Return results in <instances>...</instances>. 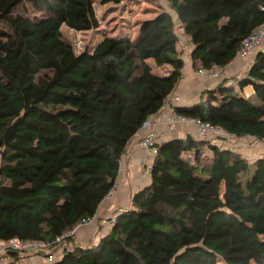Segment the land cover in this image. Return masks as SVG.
Segmentation results:
<instances>
[{
    "label": "trees",
    "instance_id": "trees-1",
    "mask_svg": "<svg viewBox=\"0 0 264 264\" xmlns=\"http://www.w3.org/2000/svg\"><path fill=\"white\" fill-rule=\"evenodd\" d=\"M151 1L159 11L135 37L104 34L78 53L62 27L99 32L96 0H0V243H44L47 258L58 237L96 217L129 143L175 92L187 58L196 71L225 68L264 24V0ZM226 83L177 111L228 138L264 141V50L239 89ZM247 85L254 92L244 97ZM150 178L109 233L51 264H178L187 252L202 264H264V156L188 132L160 144Z\"/></svg>",
    "mask_w": 264,
    "mask_h": 264
},
{
    "label": "crops",
    "instance_id": "crops-1",
    "mask_svg": "<svg viewBox=\"0 0 264 264\" xmlns=\"http://www.w3.org/2000/svg\"><path fill=\"white\" fill-rule=\"evenodd\" d=\"M145 19L148 18H142L140 22ZM182 39L183 41L185 40L183 37ZM261 50H264V46ZM187 59L183 79L180 81L175 90V93L181 95L182 97L181 104H191L192 102L198 100L205 90L215 88L224 80H227V85H231L239 89L238 80L244 75L242 69L245 61L241 59H234L227 67L224 68V78L221 81H214L206 80L197 75V71L193 69L190 58L188 57ZM252 60L253 58L249 61L252 63ZM151 61L153 60H149L152 65H155L154 62ZM155 69L162 68L156 67ZM165 71L167 70L165 69ZM253 92L254 88L252 85H247L242 90L244 97L250 96ZM166 114L167 112L163 111L158 115V118L163 120ZM188 132H193V127L190 125L180 124L173 131L172 137H183ZM242 140L244 142L247 141L251 145L243 146L241 144L243 147H241V150L238 149V151L242 153L245 152L247 155L249 153V159L264 156V141H259L250 137L242 138ZM132 144V142L129 143L127 150L122 157L119 176L113 190L114 193L107 196L101 204L96 215V222L77 230L74 238L72 237L75 244L78 243L79 245L87 246L97 243L102 236L109 233L111 230L112 223L110 221V217L118 212L130 209L132 207L134 195L139 190L149 185L151 181V174L144 173V165L150 163L151 160L148 161L146 159V152L144 149L136 147ZM47 252L48 251H27L20 253L17 258L12 256H8L7 258L11 260V264H51L47 261L45 255Z\"/></svg>",
    "mask_w": 264,
    "mask_h": 264
},
{
    "label": "built area",
    "instance_id": "built-area-1",
    "mask_svg": "<svg viewBox=\"0 0 264 264\" xmlns=\"http://www.w3.org/2000/svg\"><path fill=\"white\" fill-rule=\"evenodd\" d=\"M185 41V40H184ZM185 45L187 43L185 42ZM264 46V24L255 29L249 36H247L237 53V57L235 59H241L245 61L244 67L242 69L243 76H248V71L251 66V58H253L254 54L261 50ZM224 68L213 67L211 69L200 68L197 70V75L206 79V80H214L221 81L225 74L223 73ZM182 102L181 95L173 92L169 95L161 108V110L150 117H148L140 130V132L135 136L132 140V145L136 147L142 148L146 152V159L150 163L144 165V173L151 174L152 165L154 162L155 156L158 154L160 144L172 137L173 131L177 128L178 125H190L193 127L192 135L198 139H207L212 142V144L216 146H220L223 148H231L234 150H238V146L230 142H226L229 133L222 128L208 122L202 121L197 118L189 117L180 114L177 111V107L180 106ZM166 111L167 114L163 120L158 118V115ZM163 125V126H161ZM114 190V189H113ZM111 190L109 195H112L114 192ZM117 219V214H114L110 217L111 223H114ZM96 222L95 218H88L82 220L74 229L69 232H65L62 236L57 238V244L53 251H49L47 261L52 263L56 261L59 256L66 250H73L75 247V243L72 240V237L77 233L81 227L89 226ZM47 247L44 243L38 242H24L19 239H14L11 242H1L0 243V263L3 264H11V260L7 258L5 255L7 250L12 251H41L45 250Z\"/></svg>",
    "mask_w": 264,
    "mask_h": 264
},
{
    "label": "rangeland",
    "instance_id": "rangeland-1",
    "mask_svg": "<svg viewBox=\"0 0 264 264\" xmlns=\"http://www.w3.org/2000/svg\"><path fill=\"white\" fill-rule=\"evenodd\" d=\"M96 9L101 20L99 32H93L92 30L80 32L70 29L66 25L62 27L65 37L72 42L78 53L86 49L91 50L103 39L104 34L114 36L123 31V33L129 32L135 37L140 20L142 18L150 19L153 17L159 11V6L151 0H123L120 5L114 3L101 4L99 0H96ZM155 70L157 73L166 72L163 69ZM226 140V142L235 143L240 150L245 145H251L247 141L244 142L242 139H235L233 137L227 138ZM242 154H246L245 156L250 158L249 153L248 155L245 152ZM203 262L204 258L202 255L192 252H187L178 259V264H202ZM212 264L226 263L221 259H217Z\"/></svg>",
    "mask_w": 264,
    "mask_h": 264
}]
</instances>
